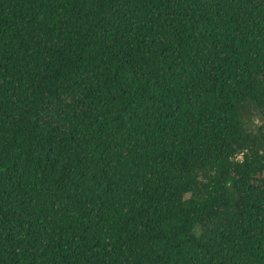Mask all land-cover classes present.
<instances>
[{"label":"trees","instance_id":"1","mask_svg":"<svg viewBox=\"0 0 264 264\" xmlns=\"http://www.w3.org/2000/svg\"><path fill=\"white\" fill-rule=\"evenodd\" d=\"M0 264H264V0H0Z\"/></svg>","mask_w":264,"mask_h":264},{"label":"rangeland","instance_id":"2","mask_svg":"<svg viewBox=\"0 0 264 264\" xmlns=\"http://www.w3.org/2000/svg\"><path fill=\"white\" fill-rule=\"evenodd\" d=\"M257 121H255V123H256Z\"/></svg>","mask_w":264,"mask_h":264}]
</instances>
